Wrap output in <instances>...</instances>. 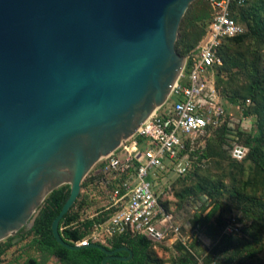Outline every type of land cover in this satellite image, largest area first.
Returning <instances> with one entry per match:
<instances>
[{"label":"water","instance_id":"95a60500","mask_svg":"<svg viewBox=\"0 0 264 264\" xmlns=\"http://www.w3.org/2000/svg\"><path fill=\"white\" fill-rule=\"evenodd\" d=\"M194 1L0 0V241L32 228L47 195L69 184L56 240L102 250V264L133 257L128 245L71 243L60 224L91 168L166 103Z\"/></svg>","mask_w":264,"mask_h":264},{"label":"built area","instance_id":"2783aa9c","mask_svg":"<svg viewBox=\"0 0 264 264\" xmlns=\"http://www.w3.org/2000/svg\"><path fill=\"white\" fill-rule=\"evenodd\" d=\"M210 2L213 12L208 30L187 56L182 74L166 103L158 107L131 138L103 158L106 161L103 183L109 189L104 210L113 209L112 214L95 223L75 244L101 243L111 247V239L124 233H142L154 241H161L170 233L179 237L180 225L174 223L173 212L166 209L155 190V170L170 161L179 175H188L192 167L189 151L199 147L200 137L225 125V148L232 157L243 160L248 154L249 147L235 135L229 105L211 78V68L222 64L219 48L223 40L246 32L247 26L232 14L234 0ZM108 175L110 179H106ZM163 221L170 222L168 227ZM238 226H229L227 232L239 231Z\"/></svg>","mask_w":264,"mask_h":264},{"label":"rangeland","instance_id":"374dc122","mask_svg":"<svg viewBox=\"0 0 264 264\" xmlns=\"http://www.w3.org/2000/svg\"><path fill=\"white\" fill-rule=\"evenodd\" d=\"M210 14L211 9L207 0H195L187 10L184 16L186 18H183L180 28L183 27L181 32L179 31L178 40L181 33L192 30L197 31L206 26ZM229 48L231 54L229 61L225 62L222 58L221 65H224V68L220 71L213 70L211 78L216 82L225 100L227 96L237 97L235 107L230 102H226L229 105V115L232 116L231 121L237 131L235 135L239 142L245 143L247 139L264 133V83L261 84L260 88L255 86V82L264 79V45L259 44L254 38H249L244 44H231ZM256 61L260 62L261 67H263L261 68L262 71H256ZM248 97L251 99L250 102L246 101ZM244 102L246 103L245 107H249L250 112L247 114L243 113ZM223 135L224 130L221 127L210 135L200 137L197 143L199 147L189 151V160L192 165L191 172L193 174L200 167L210 168L213 174L221 173L215 167L214 157L206 155V145L209 141L222 140ZM224 165L233 173L225 174L221 180L229 187L235 185L237 192L232 194L228 188L224 187L221 195L222 208L209 222L199 223L198 225L191 221L193 217L183 214L184 205L191 198L198 199L200 206L198 209H193L192 212L193 214L202 213L205 216L213 208L214 201L204 193L197 178L195 176L179 175L175 165L170 161H166L164 167L155 170V190L161 195L163 201H167L174 216L179 218L177 222L180 225L179 237L170 233L160 241V245L155 247V251L162 259L163 264H171L178 254L175 250V244L179 241H183L186 245H192L191 250L198 259L202 260L220 244L229 226L235 224L239 225L240 231L238 236L239 251H232L231 256L236 258L234 262L228 261L227 257H222L220 264H239L240 259H246L245 262L249 263L253 257L264 263V182L262 179L257 180L254 165L250 162H246L242 168L235 167L230 160L225 159ZM105 166L106 161L102 158L91 168L84 180L86 184L83 186L81 195L85 198L86 207L82 210L83 219L96 216L108 203L109 189L103 183L102 174ZM109 177L110 175L106 179H110ZM244 182H249V185L243 187ZM183 191H189L192 194L184 199L179 195ZM49 195L45 198L42 208ZM242 195L249 196V198L243 200ZM204 207H206V210L202 211ZM31 238V235L26 234L22 242L8 248L0 256V264H9L15 260L24 248H28L27 243ZM7 240L8 238L1 240L0 246L4 245ZM243 244L245 246H242ZM31 254L37 255L35 250H31ZM53 263L60 264L55 257H50L45 264Z\"/></svg>","mask_w":264,"mask_h":264},{"label":"trees","instance_id":"16d2710c","mask_svg":"<svg viewBox=\"0 0 264 264\" xmlns=\"http://www.w3.org/2000/svg\"><path fill=\"white\" fill-rule=\"evenodd\" d=\"M207 1L209 2L211 9V14L208 16V22L206 26H204L200 30L198 29L197 31L192 30L186 31L183 34L181 33V37L176 43L177 51L181 55H190L192 53V50H194L193 48H196L197 44H199V42L203 39L208 30V26L212 18L213 9L210 0ZM232 14L246 24L247 30L242 34L234 37H227L223 40L222 45L219 48V55L225 60V62H228L231 57L229 48L231 44H244L249 38H254L259 42V44L264 45V0H244V2L242 3H240L239 0H234L232 5ZM185 21L183 22V24L185 23ZM182 27L180 28V32L182 30ZM190 63L191 59H189L187 70L190 66ZM255 67L257 72L263 70L261 69L263 67H261L260 62L256 61ZM223 68L224 65H215L211 68V71L215 69L220 71ZM255 83V86L260 88L261 84L264 83V79ZM215 86L224 101L230 102L232 105H236V96H227L225 100V98L220 93L216 82ZM249 99L250 97H248L246 101L248 102ZM245 102L243 103V113L247 114L250 111L248 106L245 107ZM225 126H223V139L220 141H209L206 145V155L209 157H214L213 162L215 164V167L218 168L221 173L213 174L210 168L204 169V167H200L199 170L196 171V173L193 174L192 172H190L187 175V177L195 176L199 181V185L203 189L204 193L214 201V206L207 213V215L203 216L202 213L195 214V216L191 220L195 225L203 222H209L213 218V216L222 208L221 195L223 194L222 189L224 187L228 188L232 194H236L237 192V187L235 185L229 187V185L225 184L221 180L225 176V174L227 175L233 173L224 165L225 159L230 160L235 167L242 168L244 167V164L246 162H250L254 165L255 172L257 173V180L262 179L264 182V133L259 136L247 139L245 144L249 147V152L243 160H239L232 157L229 150L225 148ZM85 184L86 181L83 182V186H85ZM248 185L249 182L243 183V187H247ZM69 194L70 186L63 185L51 192L46 199L45 205L42 208L39 216L37 217L34 227L27 234L32 236L30 241L27 243V246L40 251L42 253V258L38 259V257L36 256H31L23 264H45L46 261L52 256L58 257L64 264H102V260L106 256V254L102 250L91 247L79 250H71L62 246L56 240L53 234V220L60 213L64 203L69 197ZM191 194L192 192L189 191H183L179 193L180 197L184 199L189 197ZM242 197L243 200L249 198V196L246 195H242ZM161 202L168 211H171L167 201H163L161 199ZM106 206L107 205H105V207L102 209L103 211L100 210L102 212L97 214L96 216L88 219H83L82 210L86 207V201L85 198L80 195L76 203L66 213L61 221L60 229L63 237L71 243L83 239L89 233L95 223L106 220L112 214L113 209L104 210ZM204 210H206V207L202 209V211ZM239 234L240 231H236L233 233L226 232L220 244L215 249L210 251L202 260L198 259L193 253V251L191 250L192 245H186L185 243H183V241H179L175 244V250L178 252V254L172 260L171 264H220L222 257H227L228 261L234 262L236 258L232 257L231 254L233 250H235V252L239 251ZM110 245L111 248L128 245L133 250L134 255L128 261L113 259L109 260L108 264H163L162 259L155 251V247L156 245H160V241H154L145 234H118L111 239ZM7 246H11V243H5L4 245L0 246V256L4 254V252L6 251L5 248ZM242 246L245 245L243 244ZM120 254L128 255V252L123 251ZM245 260L240 259L238 263L264 264L260 259H257L256 257H253L252 261H250L249 263L245 262Z\"/></svg>","mask_w":264,"mask_h":264},{"label":"flooded vegetation","instance_id":"af4514ba","mask_svg":"<svg viewBox=\"0 0 264 264\" xmlns=\"http://www.w3.org/2000/svg\"><path fill=\"white\" fill-rule=\"evenodd\" d=\"M192 201H194V202L197 204V209H198V207L200 206V203H199L198 199H194V200H192ZM192 201H190V202L188 201L187 204L184 205L183 210H184V209H189V206L191 205ZM195 214H196V213H195ZM195 214L190 213L189 216H190V217H194ZM179 217H180V216H179ZM177 219H179V218H177ZM34 225H35V224H34ZM34 225L32 226V228L34 227ZM32 228H30V227L27 226V225H24V226H23L22 228H20L15 234H13V235H11L10 237H8V240H7L6 243H11V246H13V245H16L17 243L22 242V241L25 239L26 234H28V233L31 231ZM11 246H9V247L7 246L5 249L7 250V249L10 248ZM27 247H28L27 249L24 248L23 251H22V253H21V254L15 259V260H13V261H12L11 263H9V264H23V263H25L26 260H28V258L31 257V256H36V257H38V259H41V258H42V253H41L40 251H37V250H35L34 248H31V247H29V246H27ZM31 250H35L36 253H37V255H32V254H31ZM52 257H56V256H52ZM58 259H59V258H58ZM59 262H61L60 259H59Z\"/></svg>","mask_w":264,"mask_h":264},{"label":"crops","instance_id":"0c3cea01","mask_svg":"<svg viewBox=\"0 0 264 264\" xmlns=\"http://www.w3.org/2000/svg\"><path fill=\"white\" fill-rule=\"evenodd\" d=\"M193 209H197V204L194 202V201H192V203H191V205L189 206V209H184V211H182L183 212V214L185 215H189L190 213H193L192 211H193ZM177 218L178 217H175V222L174 223H176V224H178L179 225V223L177 222ZM170 224V222L169 221H163V225L165 226V227H168V225ZM90 232V231H89ZM177 237V236H176ZM56 260H58L59 261V259H57L56 258ZM60 264H62V262H59ZM53 264H56V263H53Z\"/></svg>","mask_w":264,"mask_h":264}]
</instances>
